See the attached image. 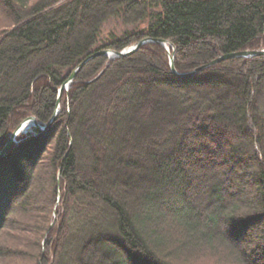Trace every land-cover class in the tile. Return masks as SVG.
Returning a JSON list of instances; mask_svg holds the SVG:
<instances>
[{
	"label": "trees",
	"instance_id": "16d2710c",
	"mask_svg": "<svg viewBox=\"0 0 264 264\" xmlns=\"http://www.w3.org/2000/svg\"><path fill=\"white\" fill-rule=\"evenodd\" d=\"M146 38L181 73L260 50L264 0H0V151L86 57ZM225 238L264 264V55L188 77L155 43L95 57L0 160V264H179Z\"/></svg>",
	"mask_w": 264,
	"mask_h": 264
},
{
	"label": "water",
	"instance_id": "95a60500",
	"mask_svg": "<svg viewBox=\"0 0 264 264\" xmlns=\"http://www.w3.org/2000/svg\"><path fill=\"white\" fill-rule=\"evenodd\" d=\"M147 42H152V43L159 44V45L163 46L167 50L169 58H170L171 70H172V72L174 74H176L178 76H192V75H195L196 73H198L202 69L208 68L209 66L215 65V64H217V63H219L221 61L228 60V59L252 58V57L264 55V48L260 49V50H249V51H241V52L226 54V55H222V56L218 57L217 59L213 60L212 62H210V63H208V64H206V65H204L202 67H199V68H197V69H195L193 71H190V72H187V73H178L176 71V69H175V66H174L175 47L168 40L148 38V39H145V40H141V41L137 42L136 44H134V45H132V46L120 51V52H114V51H110V50L98 51V52L93 53L90 56L86 57L82 62H80V64H78L76 66V68L72 71V73L69 76V78L60 87L59 96H58V102H57V108H56V110L54 112L53 117L49 120V122L47 124L43 125L42 123L38 122V120L35 117H30V118L26 119L25 121H23L15 129V131L10 135V137L7 140L5 146L1 149V151H0V160L7 155V153L11 149L12 145L17 142V138H18L19 135L27 134L28 132L32 131L35 128L38 129L41 132H44L54 123V121L57 119V117H58V115L60 113L61 96H62L63 91L64 90H68L70 88L71 84L75 80V78L78 75L79 71L85 66L86 63H88L91 59H93L95 57H98V56H107L109 59H115V58H119V57H124V56L130 55V54L134 53L135 51H137L143 44H145ZM168 45H170V47ZM103 72L104 71H102L99 74V76H101ZM59 202H60V196L58 198V204H59Z\"/></svg>",
	"mask_w": 264,
	"mask_h": 264
},
{
	"label": "rangeland",
	"instance_id": "374dc122",
	"mask_svg": "<svg viewBox=\"0 0 264 264\" xmlns=\"http://www.w3.org/2000/svg\"><path fill=\"white\" fill-rule=\"evenodd\" d=\"M101 29H102L101 31L102 36H105L108 32H111V31L118 32L122 29L121 22L116 19H110L102 26ZM242 192L243 191H241V193ZM171 232L172 230H169V233ZM223 240H226V245H224V247L223 246L221 247V245H218L216 243V244L210 245L213 248H205L203 250H197V251L193 249L192 250L193 252L183 253L182 255L183 259L181 258V262L178 261L179 264H247L243 262L242 260H240V258L236 256V254L230 248L231 247L230 244L236 247L237 245L241 246L243 244L241 243V240L232 241L230 238H225ZM193 241L194 240L190 239L189 241L187 240L185 243L196 246V244H194Z\"/></svg>",
	"mask_w": 264,
	"mask_h": 264
},
{
	"label": "bare ground",
	"instance_id": "6f19581e",
	"mask_svg": "<svg viewBox=\"0 0 264 264\" xmlns=\"http://www.w3.org/2000/svg\"><path fill=\"white\" fill-rule=\"evenodd\" d=\"M146 39H148V38H146ZM145 40V39H144ZM165 40V39H164ZM147 43H149V42H147ZM150 43H152V42H150ZM146 44V43H145ZM156 44V43H155ZM173 44V43H172ZM144 45V44H143ZM159 45V44H158ZM161 46V45H160ZM169 47H170V45H168ZM163 47V46H162ZM175 47V46H174ZM164 48V47H163ZM165 49V48H164ZM166 50V49H165ZM175 51H176V48H175ZM244 51H249V50H244ZM136 52V51H135ZM166 52H167V50H166ZM239 52H241V51H239ZM236 53V52H235ZM231 54V53H230ZM226 55V54H225ZM167 56H168V59H169V66H170V58H169V55H168V52H167ZM217 59V58H216ZM213 61V60H212ZM212 61H210V62H212ZM210 62H208V63H210ZM208 63H206V64H208ZM220 63V62H219ZM206 64H203V65H201V66H199V67H202V66H204V65H206ZM218 64V63H217ZM216 65V64H215ZM174 66H175V55H174ZM212 66H214V65H212ZM212 66H209L208 68H205V69H209L210 67H212ZM199 67H197V68H199ZM196 68V69H197ZM170 69H171V66H170ZM175 69H176V67H175ZM205 69H202L201 71H203V70H205ZM195 70V69H194ZM172 71V70H171ZM176 71L178 72V73H181V72H179L177 69H176ZM193 71V70H192ZM201 71H199V72H201ZM198 72V73H199ZM173 73V72H172ZM184 73H187V72H184ZM174 74V73H173ZM197 74V73H196ZM176 75V74H175ZM178 76V75H177ZM180 77H188V76H180Z\"/></svg>",
	"mask_w": 264,
	"mask_h": 264
}]
</instances>
